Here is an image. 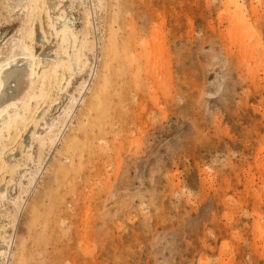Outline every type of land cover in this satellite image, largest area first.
<instances>
[{
	"label": "rangeland",
	"instance_id": "rangeland-1",
	"mask_svg": "<svg viewBox=\"0 0 264 264\" xmlns=\"http://www.w3.org/2000/svg\"><path fill=\"white\" fill-rule=\"evenodd\" d=\"M61 3L59 8L65 13L67 11L66 17L70 19L71 25L67 24V28L71 26L78 33L81 30L84 33L81 35L85 37L89 32V19L99 24L103 44L107 42L104 45L108 50L111 46L110 54L115 53L112 47L116 42L118 44L114 49L119 50L116 52L119 63L117 59L112 62L113 66L109 63V68L113 67L115 73L111 70H108L109 74L103 72L101 81L104 86L99 82L104 87H100L101 90L106 91L102 92L104 96L101 107L103 111V107L112 109H106L110 111L107 112L110 119L106 115L109 120L105 119L104 122H110L103 125L107 126V130L103 129L107 133L103 134L105 142L102 138L100 144L97 139H91L88 142L90 145L87 144L89 146H85L87 141L81 142V146L78 144L79 148L75 149L77 151H74V155H81L78 158L81 159L79 163L78 159L72 160L77 158L76 155L68 157L67 154L72 153L67 152L64 155L63 149L61 150L63 145V148L68 145L69 140L65 139L67 132L69 131L67 139L78 132H74L76 127L73 131L69 126L58 142L54 150L56 152L50 156L48 165L37 176L34 192L32 190L30 197L32 199L38 193L35 208L45 214L38 215L37 221L40 225L43 224L42 228L47 237L55 233L48 238H51L50 242L47 239L48 243L45 241L44 245L43 242L34 243L35 236L34 239L32 236L36 227L32 230L33 213L24 215L32 201L30 197L20 212L16 208L21 204L22 198H25V190L29 186L25 182L42 165L45 148L42 150L45 152L40 154L42 158L39 159L41 164L38 167L34 166L33 169L32 165L27 166V162L21 165L25 171L20 166L17 172L14 171L15 174L9 176L7 173L10 178H6L5 173H0V180L4 177L2 174L6 175V183L1 187L0 196L3 192L15 200V204L10 203L12 215H15L14 218L17 215L13 240L15 244H12L11 249H15L22 239L26 241L21 244L25 248L30 245V249H27L32 256L27 253L28 264H35L39 259L38 264H116V261L117 264H264V234H259L254 226L262 220L261 224L264 225V0H239L238 10L232 4L227 6L224 0H98L94 16L88 12L84 2L78 1V5L72 4L74 7L68 6V9V0ZM81 4L87 10L84 11ZM87 12L90 18L88 15L86 18ZM110 29L115 30L110 32ZM241 31L249 34H245L247 43H243V39L237 35ZM250 34L252 37H248ZM108 37L109 40H116L113 41L115 44L111 43L113 46H109ZM124 40L125 43L126 40L131 42L128 45L132 44L135 51L131 46L127 48L125 45L122 48ZM124 48H127L125 53L131 50V53L136 54L131 65H124L122 61V65L120 64L124 57L119 54H122ZM39 50H43L40 44ZM87 56L91 59L92 55L88 53ZM69 64L65 62L61 66V73L65 74V81L62 82L66 85L60 81L62 91L57 90L56 101L47 102L49 107L42 105V108L46 106V110L40 117H45L44 120L41 119V124L48 118L50 122L54 117L56 119L61 112V106L68 100V93L77 94L74 87L84 78L87 66L83 71L77 70L76 65L71 64L70 67L73 65L75 71L72 72L70 69L73 68ZM86 97L87 95L83 101ZM81 104L84 108V102ZM81 106L77 107L74 116L80 115L76 113ZM116 110L119 113L116 115L118 118L115 116ZM82 113L80 118L86 121L90 113ZM87 128L90 131L88 125ZM53 138L54 135L51 140ZM130 147L133 148L129 149ZM85 148L89 154L83 152ZM145 149L148 154L152 152L146 170L149 173L140 176L142 179L135 178L132 158L147 153ZM59 158L64 159L61 164L72 165L69 173L65 170L70 176L63 173L64 170L61 171L63 175H67H62L66 184L62 183V186H58L60 182L56 184L57 181L52 179L54 177L51 174V164L54 165L53 162ZM80 164L83 166H79ZM76 165L85 170V175ZM116 167L121 169L122 173H119L123 180L132 183L130 185L126 182V192L118 194L119 199L109 201L107 186L104 185L108 182L114 183ZM54 171L58 170L55 168ZM26 174L31 175L27 178ZM171 175H174L173 179L170 178ZM51 179L52 184L49 183ZM46 181L48 182L45 183ZM40 188L42 189L38 192ZM174 189L177 193L173 192ZM257 190L262 193L261 201L256 195ZM168 192L170 193L166 195ZM44 200L50 204L49 207H53L51 210L49 207L48 211L45 210L43 205L49 204L42 203ZM54 219L58 220L56 225L57 221H53ZM143 220L148 222L146 226L142 225L146 224ZM50 223H53V227ZM5 231L11 232L9 224H6ZM37 234L39 237L40 232ZM155 234L157 242H154ZM66 238H69L68 242ZM111 242L115 243L112 244L116 249L112 248ZM103 245H108L107 254H104ZM127 248L130 250L127 251ZM39 250L41 254L38 253L37 256L41 257L37 258L33 251ZM153 253L156 254V259H153ZM94 259H98V262L94 263Z\"/></svg>",
	"mask_w": 264,
	"mask_h": 264
},
{
	"label": "bare ground",
	"instance_id": "bare-ground-1",
	"mask_svg": "<svg viewBox=\"0 0 264 264\" xmlns=\"http://www.w3.org/2000/svg\"><path fill=\"white\" fill-rule=\"evenodd\" d=\"M62 1L64 2V0H0V173H5L6 175H7V173H9V176L11 174L13 175V173L15 174V172H14L15 170L17 172L18 168H20L21 165L23 166V164H25V163L27 164V162H28L27 166L30 164V166L32 165L33 166V169H34V166L36 168V167L39 166L38 164H41L39 162V159L42 158V157L44 158V160L42 159L43 160L42 165L39 166L40 169L39 170L36 169V170H38L37 172H35V170H34V173L35 174H33L32 177H29L28 178V176L31 175V174H26V177L28 178V182L26 181L25 183H29L28 184L29 186L27 185L28 186V189L25 190V198H22L21 197L22 198L21 204L19 203L20 205L16 208L18 210V212H20L21 209H22V207L25 206V204H26L27 200L29 199V197L31 195V192H32V190H33V188H34V186L36 184L37 176H39V174H41V172H43L42 169L45 167V165L49 161L50 156L53 155L52 153L53 152H56L54 150H55L58 142L60 141V139H62V135L64 136V132H66V129L69 126H71V128L73 129V131H74V127H76V129H75L74 132H76V131H78V132H76L77 134H75V133L73 134V133H71L72 130H70V133L73 134V135H71L72 137H70V134H69L70 139H67L66 138L68 136L67 134H68L69 131L67 132L65 139L66 140H69L67 142L68 145H66L65 148H63L64 145L63 146L61 145L62 146L61 150L63 149L62 152H64L63 153L64 155H66L65 153H67V152L68 153H72L71 155L67 154V156L68 157L69 156L73 157V155L75 153L74 151H77L75 149H77V147L79 148V145H80L81 142H86L87 141V143H86L85 146H89L90 145L88 142H91V139H95V140L97 139L99 141V144H100V141H103V139H104V142H105V138H104V135L103 134L106 132L105 130H107L106 129L107 126L106 127H103V125L105 126V124H108L110 122V121L108 123H106V121L104 122L105 119H108L109 118V115H108L107 112H110V111H106V109L109 110L111 108L108 109L107 107L106 108L103 107L105 109L103 111V109L101 107V105H103L102 104V102H103L102 99H103V96H104V94L102 92H106V91L103 90L104 87H102L100 85L101 83H99V82L103 79V76H104V74L102 75L103 72H105V71L108 72V70L109 71L111 70V72L112 71L114 72V68L113 67H112V69L109 68L110 67L109 66V63L112 64L111 66H113V63L115 62V59H117L116 52L119 51V50L115 51L116 48L114 49V46H118V44L116 42V45L113 46V44H111V43H114L113 41L115 39L112 41V40H109V37H108V40L107 41H109V46L112 45L113 46L112 47L113 48V52H115V53L110 54V52H112V51H110V47L111 46L109 47V50H108V48H106L105 45H104L107 42H105L103 44L104 41H102V35L100 36V34H101L100 32L101 31H100V28H99L100 27L99 24L97 22H93L91 20L89 21V19L87 20V26H89V32L88 31H87L88 33L86 32L87 35L85 33V35H86L85 37L83 36L84 33H82L81 30H80V32H79L80 34H79L78 31L76 29L71 28V26L69 27V28H71V30L69 28H67V24H69L70 19L68 18V16L66 17L67 11L65 10L66 11V13H65V12H63L64 10H61V8H59L60 4H62L61 3ZM78 1H80V3H83L84 2L83 4H85V6L87 7L88 12H90V14L92 16H94V14L96 13L94 11H97V8L96 7L98 5H97L96 2L98 0L97 1L96 0H68V4L69 5L66 4L67 6L66 5L65 6L68 9V6L70 8L75 3H76V5H78L77 4ZM238 1L239 0H224V3L227 6H230V4H232L235 7V9L238 10L239 9V7H238ZM83 4H81V6ZM66 7H63V8L65 9ZM82 7H84V6H82ZM87 9L85 8L84 11L87 10ZM88 12L86 13V18H87ZM64 13H65V15H64ZM88 18H90L89 15H88ZM69 25H71V24H69ZM115 29H113V30H115ZM111 30L112 29H110V32H111ZM246 31H248V30H246ZM81 33L83 35H81ZM88 34L91 35V36H89ZM245 34L246 35H249L247 32L245 33V31L237 32V35L239 36V38H242L243 39V43L246 42V40H247V38H245ZM251 35L252 34H250V36H248V37H252ZM107 36H108V34H107ZM111 36H110L111 39H112V37L115 38L114 36H112V37ZM131 36H132V34H131ZM126 41H127L126 43H125V40L123 42L125 44H123L121 42V45L123 44L122 45V48L125 47V45L128 46L127 48H129L132 45L131 44L129 46L128 43L130 44L131 42H129L128 40H126ZM118 42H120V41H118ZM39 44L41 45V48L43 49L42 51H40L41 50L40 49L39 50L40 52L38 51ZM106 46L108 47V45H106ZM247 46H248V44H247ZM127 48H124L125 50H122L123 52L120 50V52H122V54H124V55L119 54L122 57H124L122 60H120V64L121 65H122L121 61L124 63V65L125 64H130L131 65L135 61L136 54L131 53L132 52L131 50H130L129 53H125V51H126ZM131 48L133 49V51H135L134 48H133V46H131ZM120 49H121V47H120ZM244 49L246 50V47ZM244 49H242V50L244 51ZM248 49H249V47H248ZM106 50H108V51H106ZM88 53L92 55V56H90L91 59L88 58V56H89V55L87 56ZM248 56H249V52H248ZM252 58H254V57L252 56ZM111 59L114 60V61H112ZM119 59H120V56H119ZM151 59H152V56H151ZM87 60H88V62H87ZM117 60H116V62H117ZM248 60H250V59H248ZM152 61H154V59ZM158 61H159V58H158ZM160 61H161V59H160ZM65 62L68 63V64L70 63L69 64V67H70L71 64H73V65L75 64L76 67L78 68L77 70L81 69V70L84 71V68L87 66L86 73L84 74V78L78 84H76L75 87H74L75 88V92L77 94L68 93V98H67L68 100L66 101V103H64L63 106H61L62 109H61L60 114H58L59 117H57L58 116L57 115L56 116V119L54 117L53 121H51V122L49 121V118H48V120L46 119L47 121L45 123H42L41 124L40 121L44 120L45 117H42L41 118L42 120L40 119V117L43 116V114H44L43 112H45L44 110H46L45 107L48 106L47 105L48 104L47 102L52 103L55 100V97L57 95V92H58L57 90L58 89L60 91H62L60 89V81L62 82L63 76H65V74L62 75L60 69H61V66H64L65 65ZM87 63H88V65H87ZM118 63H119V60H118ZM160 63L162 64V61ZM121 65H120V67H121ZM66 66H68V65H66ZM121 69H122V67H121ZM115 70L117 71V69H115ZM63 71H64V69H63ZM70 71L73 72L74 71V68H73V70L70 69ZM64 72H66V71H64ZM109 73L110 72H108V74ZM118 73H120V70H119ZM70 77H71V75H70ZM106 77L107 76H105V78H104L105 80H106ZM63 81H65V80H63ZM66 81H67V79H66ZM102 84H103V82H102ZM64 85H66V83ZM103 86H104V84H103ZM100 87L103 88L102 89L103 91L101 90ZM86 95H87L86 100L83 101ZM105 98H107V97H105ZM107 100H108V98H107ZM83 102L85 104V105L83 104L84 105V108L81 106L82 105L81 103H83ZM105 102L108 103L110 101H106V99H105ZM105 102H104V106L106 104ZM43 104L44 105L46 104V106L44 108H42V105ZM108 104H110V103H108ZM78 106H81V108H80L79 112L76 113V114H78V115L80 114V115L79 116H76V115L74 116V113L77 110V107ZM85 108L89 112H87V110ZM262 110H264V109H262ZM82 111H84V113L86 112L87 114L90 113V114H88L89 116L86 117V121H83V119L80 118V116H82L81 115ZM105 111H106L107 114L105 113ZM84 113H82V114L84 115ZM117 114H119V113H117V110H116L115 116ZM106 115H108V118H107ZM261 116L263 117V114ZM87 125L89 126L91 132L88 130ZM42 126H43V128H42ZM108 127H109V125H108ZM103 129H105V130H103ZM143 131H141V132H143ZM105 134H107V133H105ZM114 134H115V132H114ZM52 135H54L53 140H51ZM167 137H169V136H167ZM130 140H132V139H130ZM46 141H47V144H46ZM65 141L63 143H65ZM98 141L96 143H98ZM158 141H160V140H158ZM93 143L94 142H92V144ZM119 143H120V141H119ZM87 144H89V145H87ZM99 144H97V145L99 146ZM45 145H46V147L48 149L45 147ZM130 145H132V144H130ZM92 146H94V145H92ZM136 146H137V143H136ZM103 147H105V146H103ZM118 147H120V145H118ZM44 148H45L46 152L43 151V152H45V154H44V156L41 157L40 154H41V152H42V150ZM94 148H95V146L93 147V149ZM131 148H133V147H130L129 149H131ZM258 148H259V146H258ZM59 149H60V147H59ZM64 149H65V151H64ZM116 149H117V147H116ZM159 149H160V147H159ZM263 149H264V147H263ZM263 149H261V151ZM81 150H83V149H81ZM85 150L87 151V148H85L83 150V152ZM89 150H88V152H89ZM257 150L259 151L260 149H257ZM86 151L84 153H87ZM91 151H92V148H91ZM144 151L147 152L146 149ZM150 151H151V149H150ZM59 152H60V150L58 151V153ZM150 153L152 154V152H150ZM150 153L148 154V152H147L144 155L142 154V155H139V156H136V157L132 158V161H133V163L135 165V171H136L135 178L140 177L142 175L144 176V174L148 172L146 170H147V167H148V162L150 160V157L152 156ZM259 153H262V152H259ZM76 154L78 155L79 153H76ZM87 154H89V153H87ZM87 154H85V155H87ZM93 154H95V151L93 152ZM91 155H92V153L89 156H91ZM262 156H264V155H262ZM79 157L81 158V155L80 156H77V158H75V159L72 158V160L75 161ZM85 157H88V155L85 156ZM63 158L62 159L59 158L57 160L53 159V161L55 160V162H53L54 165L51 164V166L53 167L52 168L53 170H52V172L51 171L50 172H51V174L53 173V177H54L52 179L55 182L57 181L56 184H58V182H60V184H58V186H62V183L65 184V182L62 180V175H63V173H66L67 172V171L65 172V170H68V173H69L70 167L72 168L71 163H70L71 166L69 164H67V165L61 164L62 163L61 161L65 159V158L64 159ZM259 158H261V157H259ZM82 159H84V158L82 157ZM256 159H258V158H256ZM79 160H81V159H78V163H79ZM261 160L262 159H260V162H261ZM119 164H120V162H119ZM81 165L82 164H80L79 166H81ZM22 166H21V168L23 169L24 167H22ZM76 166H78V165H76ZM31 167H30V169H31ZM78 167H76V169L74 168L75 171H77V168ZM117 167H116V172H114V176L117 175L115 177L116 179L114 178L115 179L114 180V183L112 184L111 182H108L109 184L107 183V185L106 184L104 185V187L107 186L108 194L110 196V197H108L109 198V201L111 199H115V201H116L117 195L118 194H121L122 191L123 192H126L125 191L126 190V185L128 183H130V185H131V183H132V182H129V181L127 182V180H123V177H121L122 176V174H121L122 171H121V169H118ZM55 168L58 170L57 172L54 171ZM80 168L81 167H79V170H80ZM153 169H155V168H153ZM23 170L25 171V169H23ZM48 170H50V169H48ZM63 170H64V172L62 173L61 171H63ZM24 171H23V173H25ZM26 171L28 172V169ZM82 171H83V174H84V171L85 170L82 169ZM120 171H121V173H119ZM31 172L33 173V171H30V173ZM50 172L48 174H50ZM59 172L62 173V174L60 175ZM23 173H22V175L24 176ZM58 173H59V175H58ZM68 173H66V174L68 175ZM66 174L63 175V177L64 176L67 177ZM119 174H120V176H119ZM2 175L4 177H2V179L0 180V191H2V188H3L2 185L4 183H6L5 182L6 181V178L9 177L8 175L7 176L4 175V174H2ZM22 175L20 177H23ZM73 175H76V174H73ZM84 175H82V176L84 177ZM5 176H6V178H5ZM68 176H70V175H68ZM171 176H170V178L173 179V176L174 175L172 177ZM50 177H51V175H50ZM43 178H45V177H43ZM11 179H12V177H11ZM52 179L50 180L49 183H51V181L53 183V180ZM41 180H43V179H41ZM64 180H65V178H64ZM108 180H109V178H108ZM48 181H46L45 183H47ZM141 181L143 182V180H141ZM126 182H127V184H126ZM142 182L140 184H142ZM168 183H170V185H171V182H168ZM205 183H208V182L205 181ZM56 184H54V185H56ZM68 184H69V182H68ZM54 185H53V187H54ZM145 185L148 186L147 184H145ZM21 187H23V186H21ZM55 187H57V186H55ZM42 188H44V187H42ZM42 188L38 189V192H40V190ZM72 188H73V185H72ZM176 188H178V186ZM49 189H52V188H49ZM57 189H59V187ZM69 189H70V187H69ZM175 189L173 190V192H176L177 193V191H175ZM176 190H178V189H176ZM259 190H257V192L255 191V192H256V195L258 196V199H260V201H261L262 193ZM54 191H56V193H57V190H54ZM33 192H34V190H33ZM123 192H122V194H123ZM178 192H179V190H178ZM22 193H20V194H22ZM42 193H41V195H44ZM53 193L55 194V192H53ZM169 193L170 192H168L166 195H168ZM37 194L38 193L36 192V195L34 194V196H32L33 197L32 199L30 197V200H32V201H30V203H29L30 205H28V208H27V206L25 207V209L27 208V210H25L24 215L28 216L27 215L28 212L33 213L34 217H32V221H33L34 227L31 226L32 227V230L36 227L35 228L36 230L34 232V235L32 236L33 239H34V236H35V239H34L35 242L34 243L37 244V243L43 242V245H44V242L46 241L45 243H48L47 242V239L49 237H52L53 234H55V233L53 232L51 234L52 236L47 237V233L45 234V231L42 228V225L43 224L40 225V223H38V221H39L38 220L39 219V216L38 215H40L42 212L40 213L35 208V206H36L35 203H36L37 197H38ZM173 194H172V196H173ZM124 195L126 197V193H124ZM39 196H40V194H39ZM133 196H135V195H133ZM257 196H255V198H257ZM9 197H7V194H5V193L3 194V192H2V194L0 196V264H28V262H27V257H28L27 256V253H28V251H30V250H28V249H30L29 248L30 245L27 246L28 249L25 248V245H22L21 244L22 241H23V239H22V241L19 244H16L15 249H13L14 247L11 249L12 244H15V242L13 243V240H14V231H15L16 224H17V215H16L15 218H14L15 215L14 214L12 215L13 209L10 206V203L12 205L15 204V200L12 199L11 197L9 198ZM62 197H64V196H62ZM40 198H42V196ZM59 198H60V196H59ZM126 198H124V200ZM171 198H173V197H171ZM117 199H119V198H117ZM258 199H256V201ZM39 200H41V199H39ZM120 200H121V198H120ZM132 200H131V202H132ZM115 201H114V203H115ZM43 202H45L44 204H46V205L48 203L45 200L42 201V203ZM125 202H126V200H125ZM258 202L259 201H257V203ZM40 204H41V202H40ZM109 204H107V205H109ZM41 205H43V204H41ZM49 206H50V204L48 206L43 205V207L45 208L46 211H48L47 208ZM109 207L110 206H108V210L110 209ZM49 208L51 210L53 207L51 206ZM255 209L256 208L254 207V210ZM17 210H15V212ZM26 211H27V213H26ZM53 212L55 213V210L54 209H53ZM53 212H51V214H53ZM110 212H111V209H110ZM110 212H108V214ZM41 215H45V214H41ZM26 216H25V218H27ZM109 216H110V214H109ZM29 217L31 218V216H29ZM45 217H43V218H45ZM48 218H50V217H48ZM258 218H260V217H258ZM53 221H57V222H55V225H56V223H58V220H56V219H54ZM143 221H145V220H143ZM233 221H234V219H233ZM262 222H263V220L260 221V223L259 222H256V224L254 225L255 228H256V231H258V233L261 234V235H262V233L264 234V225L261 224ZM36 223L39 224V226H38L39 228L37 227V224ZM145 223H146L145 225H144V223L142 225L143 226H146L148 222L145 221ZM6 224H9V226H10L11 232H9V233H6V231H5ZM58 225L59 224H57V226ZM40 226H41V228H40ZM51 226L53 227V223L51 224ZM148 226H149V224H148ZM37 229L40 232L39 237H38V234H37L38 233ZM52 231H55V230H52ZM144 232H146L145 229H144ZM35 234H37V235H35ZM149 236H150V233H149ZM255 238H256V236H255ZM68 239H67V242H68ZM155 239H157L156 234H155V237H154V242H157L158 239H157V241H155ZM260 239H262V238H260ZM24 240H25V238H24ZM30 240H31V242L33 241L32 239H30ZM30 240H29V242H30ZM50 240H51V238H50ZM50 240H49V242H50ZM120 240H122V239L120 238ZM24 242L26 243V241H23V244H24ZM163 242H164V240L162 239V243ZM34 243H32V246H33ZM106 243H107V241H106ZM112 243L113 242H111V244ZM130 243H131V241H130ZM113 244L115 245V243H113ZM113 244H112V248L116 249ZM56 245H54V246H56ZM254 245H253V247H254ZM32 246H31V249L33 250ZM107 246L108 245H103V249L105 250L104 251V254H107L106 253ZM131 246H132V243H131ZM251 246H252V244H251ZM262 246H264V245H262ZM125 247H127V245ZM42 248H43V246H42ZM45 248L46 247H44V249ZM257 248H259V247H257ZM260 248H262V247L260 246ZM128 250H130V249L127 248V251ZM131 250H133V249H131ZM157 250H158V248H157ZM58 251H59V249H58ZM117 252H118V250H117ZM117 252L114 253V254H117ZM256 252H257V250H256ZM33 253H36L34 255L37 258L41 257V256H37L38 253L41 254L40 253V250H39V252L33 251ZM28 254H31V253H28ZM258 254H259V252H258ZM34 255H33V257H35ZM126 255H128V254H126ZM31 256H32V254H31ZM33 257H31V258H33ZM156 257H157L156 254H154L153 255V259H156ZM258 259H259V257H258ZM39 260H37V263L34 261L35 264H38L39 263L38 262ZM85 261H86V259H85ZM119 261H121V260H119ZM124 261H125V259H124ZM93 262L94 263H97L98 262V259H94ZM99 262H101L100 257H99ZM115 263L117 264V261ZM202 264H205V263H202Z\"/></svg>",
	"mask_w": 264,
	"mask_h": 264
}]
</instances>
